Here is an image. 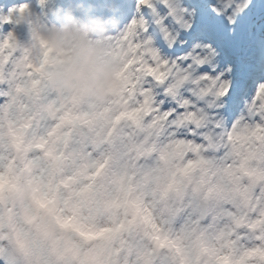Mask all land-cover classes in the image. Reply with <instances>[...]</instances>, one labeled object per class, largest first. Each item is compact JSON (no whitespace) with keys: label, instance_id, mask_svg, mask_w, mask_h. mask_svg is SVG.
Here are the masks:
<instances>
[{"label":"clouds","instance_id":"1","mask_svg":"<svg viewBox=\"0 0 264 264\" xmlns=\"http://www.w3.org/2000/svg\"><path fill=\"white\" fill-rule=\"evenodd\" d=\"M0 264H264V0H0Z\"/></svg>","mask_w":264,"mask_h":264}]
</instances>
